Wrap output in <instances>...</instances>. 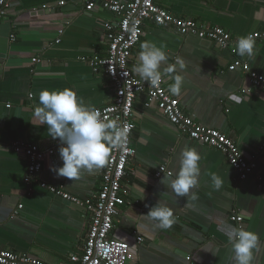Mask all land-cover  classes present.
<instances>
[{"label": "crops", "instance_id": "crops-1", "mask_svg": "<svg viewBox=\"0 0 264 264\" xmlns=\"http://www.w3.org/2000/svg\"><path fill=\"white\" fill-rule=\"evenodd\" d=\"M86 1L5 0L9 6L0 23V248L47 264H70L71 256H81L87 220L82 209L41 189L39 182L86 199L99 190L103 168L83 170L71 181L53 170L63 163L57 152L44 159L28 195L27 162L10 145L21 142L44 151L51 148L54 139L33 114L41 90L72 89L86 105L98 109L112 102L109 79L80 58L106 56L105 25L116 18L105 11L88 12ZM60 2L65 3L60 6ZM155 3L175 18L222 28L232 38L264 32V0ZM145 41L162 45L169 64L177 57L186 63L182 95L174 96L182 111L233 141L247 159L255 160V173L264 176V153L259 149L264 141V92L255 89L242 95L245 75L227 70L234 59H240L264 77V39L255 43L252 57H241L232 47L221 49L146 21L129 58V69L136 76L132 69ZM171 83L165 79L166 89ZM132 122L131 145L136 154L122 180L128 203L120 208L109 233V238L128 244L132 259L127 264H235L228 241L232 229L238 228L229 220L234 210L243 216L242 228L258 236L252 264H264V197L255 182L251 178L238 181L220 151L181 135L153 104H147L145 94L135 98ZM189 147L201 155V175L194 189L198 200L186 202L160 182L166 174L159 178L155 174L162 166L176 173L179 154ZM212 173L223 181L219 190L212 186ZM158 200L174 211L176 223L170 229H160L143 216ZM18 206L22 208L17 211ZM136 236L144 243L138 245Z\"/></svg>", "mask_w": 264, "mask_h": 264}, {"label": "built area", "instance_id": "built-area-1", "mask_svg": "<svg viewBox=\"0 0 264 264\" xmlns=\"http://www.w3.org/2000/svg\"><path fill=\"white\" fill-rule=\"evenodd\" d=\"M155 1L87 0L85 2L84 7L88 12L105 11L116 18L114 22L105 25L106 56L94 57L87 61L84 58L80 60L87 62L93 72L104 74L113 88L112 102L99 108L102 117L118 119L122 124L128 125L130 131L126 147L112 150L110 158L102 169L99 190L91 197L80 199L68 194L60 187L50 186L43 181L39 182L41 189L82 209L87 220L82 254L79 257L71 256L70 264H127L132 259L128 244L109 238V233L120 208L128 203L127 191L122 187V180L126 175L130 160L136 154V150L131 145V136L135 128L132 122L133 107L138 94H145L147 104H153L181 135L197 144L220 151L229 167L236 173L238 181L251 178L264 197V176L255 173V160L247 159L238 146L219 131L208 129L185 114L180 108L178 99L166 89L165 79H162L158 86H151L150 83L141 80L139 76L130 71L131 51L139 43L146 21H152L159 28L172 30L184 37L212 42L221 49L229 47L235 49L237 38H232L224 29L210 28L198 25L194 21L175 18L167 10L159 7ZM64 3L60 2L59 5L63 6ZM8 6L5 0H0V23L7 15ZM44 8L46 7L43 6ZM252 35L255 42L264 39V32H254ZM14 40L15 37L12 35L11 42ZM59 42L60 40H56L55 44ZM227 70L229 72L239 70L245 75L247 85L240 90L242 95H250L255 89L264 92V77L252 71L248 63L234 59L228 65ZM59 147L58 139H54L51 148L45 151L36 145L21 142H14L10 145V149L21 155L27 162L24 182L28 195L33 191L32 185L42 170L44 159L59 152ZM259 149L264 153V141ZM168 172L162 166L156 172L155 177L159 178ZM21 208L22 206H18L17 211ZM229 220L238 228L242 227L243 216L240 212L232 211L229 214ZM135 239L138 245L144 243L140 236H136ZM186 259L189 261L190 257ZM0 264L47 263L25 253L0 248Z\"/></svg>", "mask_w": 264, "mask_h": 264}, {"label": "clouds", "instance_id": "clouds-1", "mask_svg": "<svg viewBox=\"0 0 264 264\" xmlns=\"http://www.w3.org/2000/svg\"><path fill=\"white\" fill-rule=\"evenodd\" d=\"M255 43L252 34L240 36L234 51L241 57L250 58L254 55ZM140 49L132 71L151 86H158L162 79L172 81L167 90L172 96L180 97L185 82L184 60L177 57L175 63L169 64L164 47L150 41L141 43ZM33 114L40 125L47 126L49 136L60 141L58 150L63 163L53 170L71 181L78 179L83 170L93 172L103 168L112 150L123 149L128 143V125L118 119L102 117L98 108L86 105L72 89L41 90L39 106L35 107ZM200 161L201 155L194 147L183 149L179 154L178 171L168 172L160 182L176 197L186 198V202L198 200L194 189L198 187L201 175ZM211 182L216 190L223 184L215 173L211 174ZM143 216L155 221L160 229H170L176 223L172 207L160 200ZM228 241L235 264H252L253 250L258 246L256 233L242 227L234 228Z\"/></svg>", "mask_w": 264, "mask_h": 264}]
</instances>
